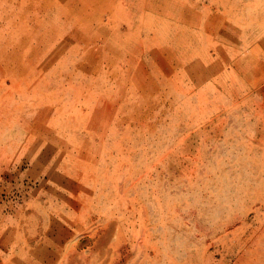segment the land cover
Returning <instances> with one entry per match:
<instances>
[{
	"label": "rangeland",
	"instance_id": "1",
	"mask_svg": "<svg viewBox=\"0 0 264 264\" xmlns=\"http://www.w3.org/2000/svg\"><path fill=\"white\" fill-rule=\"evenodd\" d=\"M0 264H264V0H0Z\"/></svg>",
	"mask_w": 264,
	"mask_h": 264
}]
</instances>
